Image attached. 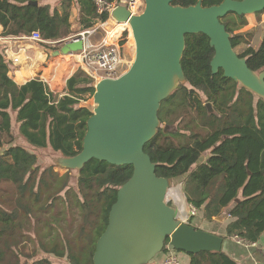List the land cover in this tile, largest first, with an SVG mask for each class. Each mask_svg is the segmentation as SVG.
<instances>
[{"label": "trees", "instance_id": "1", "mask_svg": "<svg viewBox=\"0 0 264 264\" xmlns=\"http://www.w3.org/2000/svg\"><path fill=\"white\" fill-rule=\"evenodd\" d=\"M74 1L83 30L110 17L98 14L92 0H62L55 7L43 2L34 5L29 0H0L1 35L40 31L48 40L70 37L74 33L70 17ZM198 1L176 0L174 5ZM222 1L202 0V5ZM255 14L260 17L264 10ZM221 21L232 35L248 24L247 15L234 12ZM124 26L128 27L121 25L112 31V42ZM234 40L237 38H231L232 45ZM248 49V66L252 70L264 67V33L257 34ZM214 54L206 34H186L181 62L186 82L161 102V127L144 150L156 164L158 176L183 180L185 198L198 214L203 212L208 223L221 215L230 220L221 234L225 244L234 236L259 243L264 236V98L226 77L222 69L214 73ZM13 69L0 48V264H25L28 260L30 264H62L50 256L36 259V250L19 249L22 240L31 239L26 232L29 229H36L45 253L69 264H93L97 240L108 225L118 190L132 176L134 167L93 158L76 170L77 189L70 182L71 169L63 175L54 165L41 170L36 148H51L65 157L82 151L87 120L93 114L82 102L94 96L95 81L79 68L67 80L68 94L60 96L39 77L17 83L10 76ZM208 101L218 114L208 115ZM14 121L21 142L11 144L7 135L13 134ZM73 207L81 221L72 236L61 240V220H67ZM48 234L51 236L44 240ZM170 248L177 252L168 239L163 252L168 255ZM189 255L191 264H239L223 249Z\"/></svg>", "mask_w": 264, "mask_h": 264}, {"label": "water", "instance_id": "2", "mask_svg": "<svg viewBox=\"0 0 264 264\" xmlns=\"http://www.w3.org/2000/svg\"><path fill=\"white\" fill-rule=\"evenodd\" d=\"M176 0H145L142 13L125 4L112 18L129 23L136 45L135 60L118 78H105L95 85V107L87 120L83 149L75 156H61L66 169H81L95 158L113 165H133L132 176L119 188L109 213V222L96 243L93 264H148L163 251L166 240L176 251L199 253L221 251L224 238L177 218L176 206L166 200L172 180L156 173V164L145 152L161 127L159 109L180 84L186 82L182 58L186 34L204 33L215 54L212 71L224 75L264 98V67L252 70L246 57L232 46V34L221 21L228 13L255 14L264 10V0H223L203 6L174 5ZM38 5V0H29ZM84 40L64 43L61 52L83 49ZM208 115L218 114L212 102ZM224 215L216 217L222 219Z\"/></svg>", "mask_w": 264, "mask_h": 264}, {"label": "rangeland", "instance_id": "3", "mask_svg": "<svg viewBox=\"0 0 264 264\" xmlns=\"http://www.w3.org/2000/svg\"><path fill=\"white\" fill-rule=\"evenodd\" d=\"M144 9V8H143ZM143 9L140 11V13H142ZM264 15V14H263ZM248 17V15H247ZM262 17V15H261ZM116 22V21H115ZM73 23L76 24V32L75 34H73L74 36L79 35L83 30H79L78 28V21L77 20H73ZM117 23V22H116ZM119 24V23H117ZM121 25H126V24H119V25H114L111 20L109 21L108 25H107V29L109 30V28H111V30L109 31V33H107V42L108 43H113L110 39V35L112 33V31L114 29H116L117 27L121 26ZM111 26V27H110ZM115 26V28H114ZM128 26V25H127ZM244 30V27L237 30L235 32L234 35H232V38L234 39L236 35H238L240 33V31ZM259 31V30H258ZM105 34V32L103 30H100L96 35H92L91 38L93 39H99L101 36H103ZM131 28L130 26L126 27L124 26L123 29L121 30V36L118 38L119 39V43L121 45V54H122V64H121V68H120V72H126L130 69V67L132 66L134 60H135V56H136V45L133 41H130L131 38ZM125 39L124 43H122V41ZM28 48L32 49V52H30L29 57H27L26 63L25 65H27V67L29 68V75H32L34 77H40L41 73L45 72L46 74H48L47 76H45V78L47 79V83L48 85L51 87H54V89L56 91H59L60 93H63L66 91V94L68 93V90H66V82L68 80V78L75 72L77 71L80 67L79 65L75 62L73 57H70L69 54H63L61 52V49L64 45V42H60L58 44L52 45V44H46L43 42H36V41H27L26 42ZM234 48H236V41H233V45ZM240 49V47H237ZM37 51L39 53V56H36L34 51ZM135 50V51H134ZM43 54V56L41 55ZM32 58L34 59L32 61ZM32 61V62H30ZM54 75H56L54 77ZM52 78H54L52 80ZM48 80H50L48 82ZM52 80V81H51ZM65 83V84H64ZM97 84V83H96ZM82 105L89 107L92 111L95 107V102L93 97L88 99L87 101H83ZM13 134L11 135H7L8 138V142L15 143L17 142H21V138H20V134L18 131V124L16 123V121H14L13 123ZM171 127V126H168ZM34 151L37 153L38 156V166L40 167L41 170H44L45 167H48L49 165H54L55 167V171H58L61 175L65 174L68 169H66L64 166L60 165L57 162V159L59 157H61L62 155L58 152L53 151L51 148H36L34 149ZM209 153H206L203 156V159H205L208 156ZM71 185L75 186V188H78V184H77V176L78 173L76 172V169H71ZM183 185V180H173L171 187L167 193L166 196V200L168 203H171L170 201V195L169 193H175L177 194V190L179 192L180 198H182V200L186 201L185 198V194L182 193L180 191L181 187ZM189 209H190V204L188 205ZM187 207V209H188ZM68 215H69V220L67 218V220L62 219L61 220V224L64 225V229H58L59 233L62 234V238L61 240H63L64 238L66 239L68 236H72L73 232L77 229L78 224L81 221V217L80 214L78 212L77 207H73L72 210L68 211ZM179 212L177 211L176 216L178 218ZM70 217H74V219H71ZM191 218H196L198 221V228H202L204 229L202 226L207 225V223L209 221H206V219L204 218L203 212H199L198 215L196 216H192ZM179 219V218H178ZM225 220H227L226 216L224 215V217H222V219L218 220L216 217L214 220H212V224L218 223L221 224L222 222H224ZM211 223V222H210ZM40 225L43 224L42 221L39 222ZM29 226V224H28ZM27 233L30 234L31 239H26V240H22V242L19 244V249L21 251H30L33 252L35 251L36 253H34V255L36 254L35 258H39L41 256H50L52 257L54 262L57 263H62V264H69V262L66 259H57L55 258L56 256L54 254H49V253H45L44 249H42L40 243H39V236L38 233L36 231V229H29L26 230ZM51 236V234L46 235L44 237V240L48 239ZM264 238V236L262 237V239ZM74 242V241H72ZM262 242L259 243H255V247L257 249V251H262L264 252V246H262ZM178 253L180 251H177ZM263 255V254H262ZM25 264H30V260L26 261Z\"/></svg>", "mask_w": 264, "mask_h": 264}, {"label": "crops", "instance_id": "4", "mask_svg": "<svg viewBox=\"0 0 264 264\" xmlns=\"http://www.w3.org/2000/svg\"><path fill=\"white\" fill-rule=\"evenodd\" d=\"M61 1L62 0H38V5L40 2H43V3L50 4L52 7H55V6H58L61 3ZM79 16H80L79 8L75 4V1H74V4L72 5V9H71V16H70L74 33H72L71 35L75 34V32H76V24L73 23V20H77L78 21L77 25H78L79 30H83L82 25L79 23ZM247 18H248V24L244 27V30L240 31V33L235 36V38H237L235 50L237 51V53L241 57H246L249 54L248 48L253 44L256 35L264 33V15L263 14H262V17L261 16L258 17L256 14H250V15H248ZM108 23H109V21H108ZM108 23L104 25L105 29L107 30V33H108V29H107ZM2 32H3V27L0 26V48L1 49L3 48V54L5 57V61L8 62L7 58H11L14 55L19 56L21 61H22L19 64H13V63L9 62L14 67V69L10 72V76L19 84H24L27 81H29L30 79L35 78L34 76L29 75V72H30L29 68L27 67V65H25V63H26L25 59H27V57H29V55H30L29 53L32 52V49L28 48L26 43L19 45L20 43L17 40L4 39V36L1 35ZM244 38H247L248 41H244ZM21 46L22 47L25 46V49L18 51L19 47H21ZM7 47H12L11 49L13 52L11 53V49L10 50L8 49L9 51H6ZM237 47H240V49ZM8 52H9V55L7 56L6 53H8ZM34 53L36 56H39V53L37 51H34ZM41 55L43 56V54H41ZM69 55H70V57L74 58L75 62L80 67L81 60L79 59L78 55L76 53H71ZM33 60L34 59L32 58V61ZM32 61H30V62H32ZM47 75L48 74L43 72V73H41L39 78H41L42 80L47 82V79L45 78V76H47ZM55 76L56 75H54V77ZM53 79L54 78H52V80ZM49 81L50 80H48V82ZM64 86H66V90H67V82H66V85H64ZM50 89L55 94H58L60 96L66 94V91L63 93H60L59 91H56L54 89V87H52V86L50 87ZM180 191L183 193L182 187H181ZM169 195L171 198L170 199L171 204L176 206L177 211L179 212L178 218L182 221H187V222L191 223L192 225L199 227L197 219L191 218L192 216L190 215V212H189L190 211L189 207H188L189 203H188L187 199H186V201L182 200V198H180L178 190H177V194L169 193ZM187 207H188V209H187ZM229 221L230 220L224 221L219 225L207 223V225L202 226V227H204L205 230H208V231H211V232H214V233L221 235L224 228L226 227V225ZM262 244H263L262 246H264V238L262 239ZM223 250L226 251L228 254H230L239 264H264V252H263V250L257 251V249L253 246L252 247H246L244 245H241L240 243L236 242L234 237H232L230 241H227L226 244L224 243ZM169 251L171 252L173 250L169 249ZM177 255L181 260V264H191L192 259H191V256L189 255V253L180 251ZM166 256H167V253L162 251L148 264H165ZM203 264H208V262L205 261Z\"/></svg>", "mask_w": 264, "mask_h": 264}, {"label": "built area", "instance_id": "5", "mask_svg": "<svg viewBox=\"0 0 264 264\" xmlns=\"http://www.w3.org/2000/svg\"><path fill=\"white\" fill-rule=\"evenodd\" d=\"M96 11L98 14H109L110 17L107 21L102 22L100 21L93 27L87 30H83L79 35H71L65 39L59 40H48L44 39L40 33V31H34L30 35H20V36H7L4 39L9 40H17L21 45L26 43L27 41H36V42H43L46 44H58L60 42H67L70 40L77 41L80 37L84 40L83 49L76 54L78 55L79 59L81 60L80 67L94 79L95 84L98 83L100 80L105 78H118L124 72H120L121 64H122V54H121V45L119 43V37L121 34L115 38V41L109 44L106 40L107 38V30L105 29L104 25L108 23L110 20H114L112 18L113 10L121 5L125 4L130 11L135 14H139L140 11L145 8V0H92ZM144 10V9H143ZM115 21V20H114ZM118 23V22H117ZM100 30H103L106 34L101 36L99 39L91 38L92 35H96ZM12 47H7L6 51H9ZM9 49V50H8ZM25 46L19 47L18 51L24 50ZM11 49V53H12ZM15 52V51H14ZM17 53V52H16ZM9 55V52L6 53ZM8 63L19 64L21 61L19 56H12L11 58H7ZM198 214V209L191 205L190 207V215L194 216ZM234 239L244 245L246 247L255 246V243H249L244 239H241L238 236H234ZM171 249V248H170ZM173 250V249H171ZM178 252L174 250L169 252L166 256L165 264H181V260L178 257Z\"/></svg>", "mask_w": 264, "mask_h": 264}, {"label": "bare ground", "instance_id": "6", "mask_svg": "<svg viewBox=\"0 0 264 264\" xmlns=\"http://www.w3.org/2000/svg\"><path fill=\"white\" fill-rule=\"evenodd\" d=\"M111 22L114 24V25H119V24H121V23H119V24H117L114 20H111ZM123 24H126V25H128V26H130V24L129 23H123ZM111 27V26H110ZM114 28H115V26H114ZM130 28H131V26H130ZM111 30V28H109V30H108V33H109V31ZM131 38H130V41L132 42L133 41V39H134V36H133V32H132V28H131ZM135 42V41H134ZM109 44H111V43H109ZM135 45V44H134ZM135 51V50H134ZM77 53V52H76Z\"/></svg>", "mask_w": 264, "mask_h": 264}, {"label": "clouds", "instance_id": "7", "mask_svg": "<svg viewBox=\"0 0 264 264\" xmlns=\"http://www.w3.org/2000/svg\"><path fill=\"white\" fill-rule=\"evenodd\" d=\"M119 23V22H118ZM96 85V84H95ZM190 210V209H189ZM190 212V211H189Z\"/></svg>", "mask_w": 264, "mask_h": 264}]
</instances>
